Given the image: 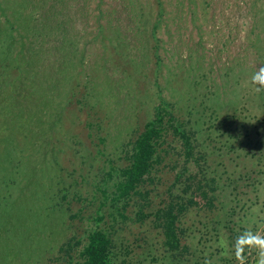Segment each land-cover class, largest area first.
<instances>
[{
	"label": "rangeland",
	"instance_id": "rangeland-1",
	"mask_svg": "<svg viewBox=\"0 0 264 264\" xmlns=\"http://www.w3.org/2000/svg\"><path fill=\"white\" fill-rule=\"evenodd\" d=\"M251 3L0 0V264L63 262L95 227L109 228L115 264H169L153 217L136 214L175 196L199 203L179 218L180 264H261L244 238H264V91L251 83L264 10ZM160 100L194 158L166 128L146 200L114 202L116 171ZM197 182L211 208L182 192Z\"/></svg>",
	"mask_w": 264,
	"mask_h": 264
},
{
	"label": "trees",
	"instance_id": "trees-1",
	"mask_svg": "<svg viewBox=\"0 0 264 264\" xmlns=\"http://www.w3.org/2000/svg\"><path fill=\"white\" fill-rule=\"evenodd\" d=\"M178 127L167 104L163 100H160L155 108L153 119L144 124L143 130L133 141L130 151L125 152L128 162L127 166L116 171L120 181L115 186L116 188L112 198L114 202L119 199L129 201L134 196L146 200L149 194L148 192L142 193L141 188L147 181L153 182L152 172L161 160L159 148L164 143L166 128H170L173 134L182 140L185 162L188 163L194 158L191 138L187 134L179 131ZM114 171L115 169L110 168L108 175L111 176V173ZM191 178L189 177L188 180H191ZM195 185L194 188L193 183L186 185V188L182 192L186 193L193 189L195 191L193 193L194 199L195 194H198L200 200L207 207L211 208L212 197L209 196L206 190H203V186L199 182ZM170 189L168 190V198L169 195L172 196ZM180 197H171L162 208L156 209L153 213L145 214L140 209L136 214L137 222H141L147 217H153L155 226L160 228L162 232L163 244L169 257V264H180L181 259H183L186 253H189V247L181 243L182 230L179 227V218L189 206L199 205L198 202L192 200L193 197H191V200L188 199L186 201L181 200ZM102 220L103 218L101 217L99 221ZM108 229L95 227L87 231L83 237V242L77 240L76 245L75 243H69L65 249H61L60 252L65 256L63 262H59V259L56 258V262L52 260L53 263L50 264H115V246ZM231 231L233 230L231 229ZM236 235L230 236V239L235 241V238H237ZM232 241L228 243V246L232 245ZM73 245L80 247L75 256L72 255ZM240 254L243 255V252ZM186 263L187 261L184 264ZM123 264L128 263L123 262ZM194 264H206V262L198 263L197 260Z\"/></svg>",
	"mask_w": 264,
	"mask_h": 264
},
{
	"label": "clouds",
	"instance_id": "clouds-1",
	"mask_svg": "<svg viewBox=\"0 0 264 264\" xmlns=\"http://www.w3.org/2000/svg\"><path fill=\"white\" fill-rule=\"evenodd\" d=\"M251 83L255 86V91H264V66L258 68L251 76ZM245 239H251L255 242V246L260 249L261 264H264V238L258 234L246 233Z\"/></svg>",
	"mask_w": 264,
	"mask_h": 264
},
{
	"label": "crops",
	"instance_id": "crops-1",
	"mask_svg": "<svg viewBox=\"0 0 264 264\" xmlns=\"http://www.w3.org/2000/svg\"><path fill=\"white\" fill-rule=\"evenodd\" d=\"M250 1V3H251V0H249ZM252 5H255V6H260V8H263V10H264V0H257L256 2H254V4H250V6L249 7H251ZM245 15L246 16H248V19H249V13L250 12H248V8L247 7H245ZM259 15L261 16V17H263L264 18V13H259ZM255 20V19H254ZM251 24V23H250ZM263 25H264V20H263Z\"/></svg>",
	"mask_w": 264,
	"mask_h": 264
}]
</instances>
